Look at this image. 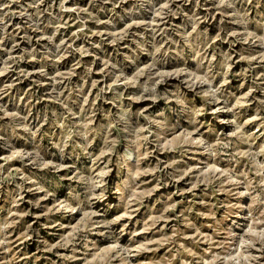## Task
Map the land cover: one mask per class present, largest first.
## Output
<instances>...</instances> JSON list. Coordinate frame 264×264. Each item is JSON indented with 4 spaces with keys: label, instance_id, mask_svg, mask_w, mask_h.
Returning a JSON list of instances; mask_svg holds the SVG:
<instances>
[{
    "label": "rangeland",
    "instance_id": "obj_1",
    "mask_svg": "<svg viewBox=\"0 0 264 264\" xmlns=\"http://www.w3.org/2000/svg\"><path fill=\"white\" fill-rule=\"evenodd\" d=\"M0 264H264V0H0Z\"/></svg>",
    "mask_w": 264,
    "mask_h": 264
}]
</instances>
